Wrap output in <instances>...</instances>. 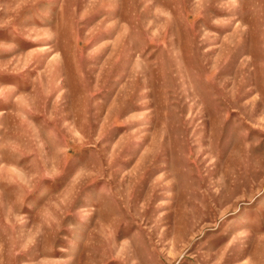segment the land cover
<instances>
[{"label":"rangeland","instance_id":"1","mask_svg":"<svg viewBox=\"0 0 264 264\" xmlns=\"http://www.w3.org/2000/svg\"><path fill=\"white\" fill-rule=\"evenodd\" d=\"M0 264H264V0H0Z\"/></svg>","mask_w":264,"mask_h":264}]
</instances>
